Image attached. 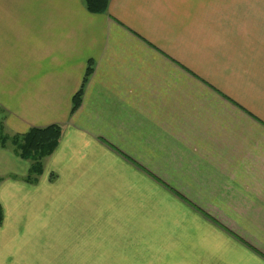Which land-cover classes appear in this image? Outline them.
<instances>
[{
  "label": "crops",
  "instance_id": "obj_1",
  "mask_svg": "<svg viewBox=\"0 0 264 264\" xmlns=\"http://www.w3.org/2000/svg\"><path fill=\"white\" fill-rule=\"evenodd\" d=\"M50 125L0 264H264V0H0V135Z\"/></svg>",
  "mask_w": 264,
  "mask_h": 264
},
{
  "label": "trees",
  "instance_id": "obj_2",
  "mask_svg": "<svg viewBox=\"0 0 264 264\" xmlns=\"http://www.w3.org/2000/svg\"><path fill=\"white\" fill-rule=\"evenodd\" d=\"M108 2L109 0H83L85 8L91 13H104L107 9ZM91 72L92 66L88 65L82 84L73 96L71 112L79 107L84 84ZM60 136L61 128L58 125H50L43 128H31L23 135H13L10 138L6 135H0V144L5 145L7 140H10L16 148L18 155L31 162L28 180L32 181L42 172L43 159L54 150ZM1 220L2 213L0 208Z\"/></svg>",
  "mask_w": 264,
  "mask_h": 264
},
{
  "label": "rangeland",
  "instance_id": "obj_3",
  "mask_svg": "<svg viewBox=\"0 0 264 264\" xmlns=\"http://www.w3.org/2000/svg\"><path fill=\"white\" fill-rule=\"evenodd\" d=\"M83 1V0H82Z\"/></svg>",
  "mask_w": 264,
  "mask_h": 264
}]
</instances>
